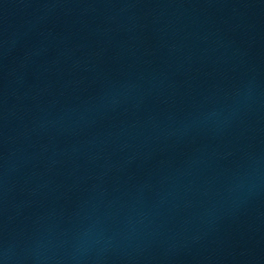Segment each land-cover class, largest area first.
<instances>
[{"label":"water","instance_id":"1","mask_svg":"<svg viewBox=\"0 0 264 264\" xmlns=\"http://www.w3.org/2000/svg\"><path fill=\"white\" fill-rule=\"evenodd\" d=\"M208 155L217 264H264V0H212Z\"/></svg>","mask_w":264,"mask_h":264}]
</instances>
